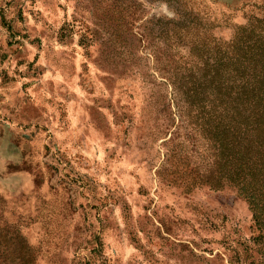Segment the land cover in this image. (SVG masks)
<instances>
[{"label":"rangeland","instance_id":"obj_1","mask_svg":"<svg viewBox=\"0 0 264 264\" xmlns=\"http://www.w3.org/2000/svg\"><path fill=\"white\" fill-rule=\"evenodd\" d=\"M119 3L0 0V264H260L246 201L198 183L212 149L170 100L173 12ZM189 4L222 39L264 23V0Z\"/></svg>","mask_w":264,"mask_h":264},{"label":"trees","instance_id":"obj_2","mask_svg":"<svg viewBox=\"0 0 264 264\" xmlns=\"http://www.w3.org/2000/svg\"><path fill=\"white\" fill-rule=\"evenodd\" d=\"M146 1L164 3L174 14L159 22L170 100L179 122L199 126L212 149V170L198 183L213 191L233 189L246 201L258 230L246 246L261 250L264 264L263 20L251 16L222 39L211 33L212 21L189 6L191 0ZM176 153L170 149L166 161Z\"/></svg>","mask_w":264,"mask_h":264}]
</instances>
